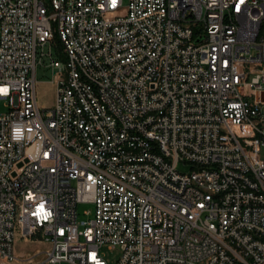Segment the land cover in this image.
<instances>
[{"label": "built area", "instance_id": "2783aa9c", "mask_svg": "<svg viewBox=\"0 0 264 264\" xmlns=\"http://www.w3.org/2000/svg\"><path fill=\"white\" fill-rule=\"evenodd\" d=\"M52 9L0 0V264H264V0ZM18 232L51 247L20 256Z\"/></svg>", "mask_w": 264, "mask_h": 264}, {"label": "rangeland", "instance_id": "374dc122", "mask_svg": "<svg viewBox=\"0 0 264 264\" xmlns=\"http://www.w3.org/2000/svg\"><path fill=\"white\" fill-rule=\"evenodd\" d=\"M46 7L53 11L52 9V0H41ZM130 0H123L124 8H126L129 4ZM46 52L50 51V47H46ZM41 52V51H40ZM52 53L55 59H59L61 62L65 63L67 60V56L62 53L61 49V41L59 36L56 34L54 44L52 46ZM44 65H40L37 70V98L38 104L40 107H53L55 103V71L51 68L47 67L51 63L49 57L43 59ZM3 110V108L1 107ZM262 156L264 158V150L262 152ZM178 170L184 173H189L192 171V166L190 164H179ZM87 211H92V215H87ZM94 206L91 204L83 203L78 206V214L79 220H88L93 217ZM51 247V244L46 242L43 238L41 240H37L35 238H23L20 232L17 233L15 237L14 243V251L16 254L20 256H25L27 253H33L37 249L45 250ZM102 253L105 255L106 260L109 264H114L120 257V249L119 248H110L108 245L102 248ZM0 263L2 261L0 260Z\"/></svg>", "mask_w": 264, "mask_h": 264}, {"label": "bare ground", "instance_id": "6f19581e", "mask_svg": "<svg viewBox=\"0 0 264 264\" xmlns=\"http://www.w3.org/2000/svg\"><path fill=\"white\" fill-rule=\"evenodd\" d=\"M62 53L65 54V56H67L66 62L63 63L59 59H56V62H59L60 64H70L71 56L67 55V52L64 50H62ZM51 54H53L52 47H51ZM194 190L201 191L202 194L212 195V197H223V195H225L224 186L213 187L212 185H205V183H202L201 180H194Z\"/></svg>", "mask_w": 264, "mask_h": 264}, {"label": "crops", "instance_id": "0c3cea01", "mask_svg": "<svg viewBox=\"0 0 264 264\" xmlns=\"http://www.w3.org/2000/svg\"><path fill=\"white\" fill-rule=\"evenodd\" d=\"M37 250H39V249H37ZM36 251V250H35ZM63 264H67V263H63Z\"/></svg>", "mask_w": 264, "mask_h": 264}, {"label": "snow or ice", "instance_id": "6c2138e0", "mask_svg": "<svg viewBox=\"0 0 264 264\" xmlns=\"http://www.w3.org/2000/svg\"><path fill=\"white\" fill-rule=\"evenodd\" d=\"M6 90V89H5Z\"/></svg>", "mask_w": 264, "mask_h": 264}]
</instances>
